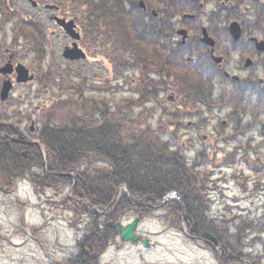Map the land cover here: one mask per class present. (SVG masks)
<instances>
[{
  "label": "flooded vegetation",
  "instance_id": "af4514ba",
  "mask_svg": "<svg viewBox=\"0 0 264 264\" xmlns=\"http://www.w3.org/2000/svg\"><path fill=\"white\" fill-rule=\"evenodd\" d=\"M101 69L129 83L134 131L169 138L205 187V166L207 178L240 162L264 175V0H0V118H18L13 132L35 134L68 83L86 95Z\"/></svg>",
  "mask_w": 264,
  "mask_h": 264
},
{
  "label": "trees",
  "instance_id": "16d2710c",
  "mask_svg": "<svg viewBox=\"0 0 264 264\" xmlns=\"http://www.w3.org/2000/svg\"><path fill=\"white\" fill-rule=\"evenodd\" d=\"M68 91L52 105L50 117L41 118L35 135L44 148L45 165L37 145L9 139H27L12 131L16 119H0V192L16 193L21 181L28 180L37 192L53 190L73 219L78 216L84 225L76 242L78 252L58 264H100L116 238L107 222L142 218L147 214H133L135 207L161 203L172 192L177 197L163 204L161 215L169 226L178 230L184 226L189 239L213 252L217 264H262L258 257L244 253L240 244L247 230H264V218L257 223L219 222L210 213L212 187L197 179L179 151L169 147V138L145 127L134 131L133 109L129 111L133 98L122 102L129 111L124 117L110 113L107 101L77 96L75 85ZM122 185L129 198L121 194L114 200ZM90 208L103 212H89ZM18 221L32 232L37 229L26 224L22 213ZM257 240L264 246L263 237Z\"/></svg>",
  "mask_w": 264,
  "mask_h": 264
},
{
  "label": "rangeland",
  "instance_id": "374dc122",
  "mask_svg": "<svg viewBox=\"0 0 264 264\" xmlns=\"http://www.w3.org/2000/svg\"><path fill=\"white\" fill-rule=\"evenodd\" d=\"M63 62L58 56L56 63ZM71 68L75 67L71 65ZM98 73V81L94 82L97 87L85 91L86 96L104 101L111 98L114 101L111 105H116L131 95L128 82L124 81L117 89L121 79L111 84L106 69ZM205 169L206 166L201 169V175L214 186L208 198L210 213L219 222L237 224L247 220L257 223L264 218V175H254L244 162L226 169V180L221 179L218 168L209 166L207 170L211 174L207 178ZM21 213L27 225L37 228L35 232L20 225ZM160 216L159 213L151 214L138 224L135 244L121 241L117 236L101 256L100 264H217L211 250L192 241L181 230L169 227ZM73 218L61 204L59 195L50 189L37 192L28 180L21 181L16 193L0 192V264H58V260L76 254V242L84 232V225L78 216ZM257 230H247L240 248L264 264V246L257 240L264 238V230ZM143 239H147V247Z\"/></svg>",
  "mask_w": 264,
  "mask_h": 264
},
{
  "label": "water",
  "instance_id": "95a60500",
  "mask_svg": "<svg viewBox=\"0 0 264 264\" xmlns=\"http://www.w3.org/2000/svg\"><path fill=\"white\" fill-rule=\"evenodd\" d=\"M76 49H69L64 52V56L69 59H77V53ZM5 97V94H3L2 98ZM41 149L42 156L44 157V151L43 148L39 145ZM43 164H45V161H43ZM138 223V218L133 219L131 222L126 223L125 225L122 224V222H116L112 224L111 222L107 223L108 227H113L116 234H120V239L122 241H130L131 243H135L137 241L136 235L133 233L136 229ZM143 244L145 246H148L147 240H143Z\"/></svg>",
  "mask_w": 264,
  "mask_h": 264
}]
</instances>
